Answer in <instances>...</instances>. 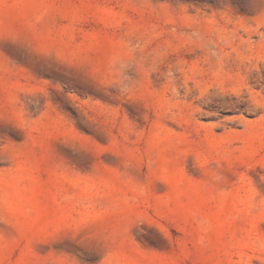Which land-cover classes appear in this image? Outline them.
I'll return each mask as SVG.
<instances>
[{
  "label": "rangeland",
  "instance_id": "1",
  "mask_svg": "<svg viewBox=\"0 0 264 264\" xmlns=\"http://www.w3.org/2000/svg\"><path fill=\"white\" fill-rule=\"evenodd\" d=\"M0 264H264V0H0Z\"/></svg>",
  "mask_w": 264,
  "mask_h": 264
}]
</instances>
